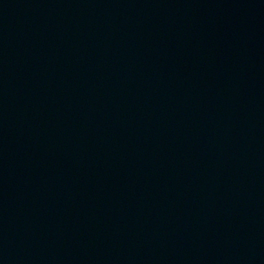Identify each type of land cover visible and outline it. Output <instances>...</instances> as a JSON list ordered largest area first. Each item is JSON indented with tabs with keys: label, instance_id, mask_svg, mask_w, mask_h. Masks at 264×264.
Instances as JSON below:
<instances>
[{
	"label": "water",
	"instance_id": "95a60500",
	"mask_svg": "<svg viewBox=\"0 0 264 264\" xmlns=\"http://www.w3.org/2000/svg\"><path fill=\"white\" fill-rule=\"evenodd\" d=\"M0 264H264V0H0Z\"/></svg>",
	"mask_w": 264,
	"mask_h": 264
}]
</instances>
